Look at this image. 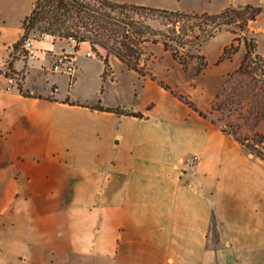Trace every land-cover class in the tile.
Returning a JSON list of instances; mask_svg holds the SVG:
<instances>
[{
    "label": "crops",
    "instance_id": "crops-1",
    "mask_svg": "<svg viewBox=\"0 0 264 264\" xmlns=\"http://www.w3.org/2000/svg\"><path fill=\"white\" fill-rule=\"evenodd\" d=\"M33 1L0 0V65L10 58L22 86L0 89V264H264V161L114 55L103 79L87 41L75 51L71 38L36 33L28 55ZM112 1L198 13L249 2ZM223 33L220 54L235 36L211 38ZM61 52L75 64L64 86L51 70ZM244 53L241 42L226 73ZM124 70L142 78L145 98L130 109L142 118L83 106L115 108L107 94Z\"/></svg>",
    "mask_w": 264,
    "mask_h": 264
},
{
    "label": "trees",
    "instance_id": "trees-1",
    "mask_svg": "<svg viewBox=\"0 0 264 264\" xmlns=\"http://www.w3.org/2000/svg\"><path fill=\"white\" fill-rule=\"evenodd\" d=\"M262 10V5L250 2L229 5L213 13H198L112 0H34L31 12L23 20L24 33L20 41L27 37L31 29L60 38H71L75 41V51L81 42L87 41L93 53L104 63L103 79L107 76L113 77L108 57L114 55L127 68L136 71L140 76L148 75L201 116L209 118L222 131L232 134L251 154L264 161V133L256 128L264 118V56L257 52L258 42L255 36L248 34L249 23ZM222 29L230 30L235 36L224 46L216 63L231 59L243 42L245 53L238 67L228 76L244 75L248 81L236 87L223 86L215 94L209 109L200 108L188 94L173 89L147 65V44L160 41L164 50L170 52L171 57L184 71L196 59L195 75L204 73L208 60L198 47ZM193 48H198V52H194ZM17 87L22 90L20 82ZM248 96L253 98L251 108L248 109L254 120L250 136H241L235 129L219 125L211 116L215 111L226 113L228 118L235 113L240 115L239 105ZM65 102L83 105L69 98ZM83 106L139 118L144 116L141 111L104 106L100 100ZM227 124L231 125L229 122ZM235 125L239 126L238 123Z\"/></svg>",
    "mask_w": 264,
    "mask_h": 264
},
{
    "label": "rangeland",
    "instance_id": "rangeland-1",
    "mask_svg": "<svg viewBox=\"0 0 264 264\" xmlns=\"http://www.w3.org/2000/svg\"><path fill=\"white\" fill-rule=\"evenodd\" d=\"M37 1L40 2L41 0ZM240 1H249L263 6L262 12L253 22V34L249 31L248 34L255 36L258 42L257 52L264 56V0ZM227 39L228 34L223 33L217 37L210 38L201 47H198L200 52L205 53L208 60L207 68L204 73L199 75H195V67L197 65L196 59L192 60L189 65V69L184 71L180 64L171 57L170 52L164 50L160 41L157 43L149 42L147 44L146 51L149 53L147 65L158 78L164 80L173 89L188 94V96L199 107L209 109L215 94L220 91L223 86L230 85L231 87H236L248 81V78L244 75L234 74L229 77L228 74L233 72L235 69L226 73L228 70H231L236 66L237 57L233 60H227L224 63H216V60L220 55L221 44ZM198 48H193V51L198 52ZM101 51L104 52L103 50ZM224 73L226 74L221 84V78ZM40 75L39 70L33 73L32 79L34 83L40 84L42 82ZM59 75H61L60 84L64 86L68 74L59 73ZM116 78L117 90H109L107 100L115 103V107L118 108L135 110L140 107L143 99L145 98V92L142 93L141 96H138L140 86L143 84L142 78L134 72L125 70L123 72H117ZM227 79L229 82H226ZM252 103L253 98L248 96L242 99L241 104L239 105L240 115L235 113L228 118L226 113L222 114L215 111L211 116L218 121L219 125H227L228 128L235 129L241 136H250L254 120L248 113V109L251 108ZM227 122L231 125L227 124ZM236 123H238L239 126H236Z\"/></svg>",
    "mask_w": 264,
    "mask_h": 264
},
{
    "label": "built area",
    "instance_id": "built-area-1",
    "mask_svg": "<svg viewBox=\"0 0 264 264\" xmlns=\"http://www.w3.org/2000/svg\"><path fill=\"white\" fill-rule=\"evenodd\" d=\"M36 33H40L43 36H49L46 32L31 29L27 37L22 41V45L28 55H33L36 50ZM10 62L11 59L7 58L0 65V89L18 88L17 86L21 81V76L12 70ZM51 70L57 73H66L68 75L72 74L75 71L73 57L66 52H61L58 58L51 65ZM197 161V155H193L189 158L187 164L193 166L197 163Z\"/></svg>",
    "mask_w": 264,
    "mask_h": 264
}]
</instances>
